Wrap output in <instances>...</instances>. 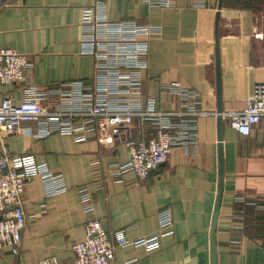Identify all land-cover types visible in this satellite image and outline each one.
Instances as JSON below:
<instances>
[{"label":"crops","instance_id":"obj_1","mask_svg":"<svg viewBox=\"0 0 264 264\" xmlns=\"http://www.w3.org/2000/svg\"><path fill=\"white\" fill-rule=\"evenodd\" d=\"M247 1V2H246ZM93 0H0V50L27 56L33 69L19 86H0V99L21 101V89H44L63 83H89L93 59L80 52V18ZM110 21L134 20L157 26L159 35L149 39L148 69L143 98H153L164 112L177 110V99L161 90L179 83L200 95L198 144L174 148L167 160L145 180L131 173L113 182L108 165L123 164L122 143L101 147L95 139L75 143L52 135L32 137L33 125L23 123L18 133L4 139L13 155H32L51 172L64 178L68 191L45 198L38 178L26 182L22 206L27 225L21 234L19 255L0 249V264H39L54 258L73 264L71 246L85 237L88 217L82 214L77 190L93 184V217L106 231L124 230L130 241L148 239L159 232L157 213L168 209L173 234L159 240V248H117L111 264H210L211 219L217 196L218 159L214 24L218 0L205 8L190 0H177L174 8H150L146 0H105ZM235 4L237 6H235ZM258 19V22L255 20ZM259 35L258 37H256ZM223 108V188L216 224L217 264H264L261 240L246 234L247 209L262 211L264 202V120L248 137L234 132L226 113L242 111L256 83H264V0H223L218 22ZM101 158V170L90 164ZM242 197L243 203L235 198ZM44 209V213H40ZM241 214L243 219L236 216Z\"/></svg>","mask_w":264,"mask_h":264},{"label":"built area","instance_id":"obj_2","mask_svg":"<svg viewBox=\"0 0 264 264\" xmlns=\"http://www.w3.org/2000/svg\"><path fill=\"white\" fill-rule=\"evenodd\" d=\"M176 1L146 0L152 9L174 8ZM190 1L200 9L208 2ZM79 27L80 52L92 57L94 63L89 83L76 81L44 89L27 86L21 89V101L17 104L8 97L0 99V249L9 247L14 256L19 255L21 234L27 225L21 201L26 182L38 178L45 198L68 191L64 178L53 174L46 163L36 162L32 155L8 152L4 139L18 133L21 124H32V137L38 140L60 135L75 143L93 138L105 148L122 143L127 161L108 165L110 179L120 182L123 175L131 173L137 181H143L166 162L172 149L197 147L198 120L209 114L202 110L199 93L179 83L161 87L177 99V110L173 112L160 111L155 99L143 98L149 39L161 33L159 27L134 20L110 21L105 0H93L82 8ZM32 69L26 55L0 50V86H19ZM225 116L234 132L248 137L252 128L264 120V83L253 85L242 111ZM101 162V158H96L90 166L101 170ZM92 188L90 183L77 190L81 212L88 220L84 239L71 246L73 264H111L117 248L152 252L159 248L161 238L173 234L168 209L157 213L159 232L148 239L130 241L122 229L106 231L93 217ZM235 202L243 203L244 199L237 197ZM236 219L243 217L238 214ZM133 262L135 259L125 264ZM39 264L58 262L49 258Z\"/></svg>","mask_w":264,"mask_h":264},{"label":"water","instance_id":"obj_3","mask_svg":"<svg viewBox=\"0 0 264 264\" xmlns=\"http://www.w3.org/2000/svg\"><path fill=\"white\" fill-rule=\"evenodd\" d=\"M223 6V0H218L217 12L214 24V67H215V91H216V135H217V159H218V183L217 196L211 219L210 230V264H217L216 259V224L220 208L223 176H224V158L222 149V129H223V108L221 91V68H220V48L218 39V22L220 11Z\"/></svg>","mask_w":264,"mask_h":264},{"label":"trees","instance_id":"obj_4","mask_svg":"<svg viewBox=\"0 0 264 264\" xmlns=\"http://www.w3.org/2000/svg\"><path fill=\"white\" fill-rule=\"evenodd\" d=\"M227 1V0H226ZM236 3H241L243 0H232ZM247 2V1H246ZM235 6H237L235 4ZM263 208L262 211H255L254 209H247V218H246V234L255 239L262 241L264 245V202L259 204Z\"/></svg>","mask_w":264,"mask_h":264}]
</instances>
